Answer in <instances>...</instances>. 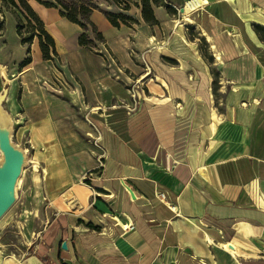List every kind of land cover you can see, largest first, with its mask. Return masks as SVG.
Masks as SVG:
<instances>
[{"label":"crops","instance_id":"1","mask_svg":"<svg viewBox=\"0 0 264 264\" xmlns=\"http://www.w3.org/2000/svg\"><path fill=\"white\" fill-rule=\"evenodd\" d=\"M26 1L56 55L23 44L0 5V97L44 173L43 202L29 252L0 264H264V0H163L153 23L140 0H74L90 7L76 10L86 29L55 0Z\"/></svg>","mask_w":264,"mask_h":264},{"label":"rangeland","instance_id":"2","mask_svg":"<svg viewBox=\"0 0 264 264\" xmlns=\"http://www.w3.org/2000/svg\"><path fill=\"white\" fill-rule=\"evenodd\" d=\"M64 1H66V3H70L71 0ZM127 1L131 0H126L124 3H127ZM178 16L179 13L177 12L176 18H178ZM185 17L188 18L189 15L184 14L183 17H180L179 19L182 20ZM184 22L185 24L191 23L187 20ZM184 22L182 25L187 26L184 24ZM187 34L190 36L195 35L196 28L187 27ZM165 44L166 43L163 42L160 46L163 47ZM91 46L98 52L101 50L96 49L97 46L92 43ZM139 60L141 61L143 68H147L146 65L148 66V63L145 58L142 59V55L139 57ZM137 79L140 92V90L143 89V82H139L141 81V78ZM137 79L135 77L131 79L129 85H131L132 82L136 81ZM55 93L60 92L55 91ZM130 98L132 99V97ZM11 139L17 145L25 149L28 157V164L24 167L23 174L19 180V183L17 184V199L15 203L0 219V255L4 256L5 254H14L20 258L29 252L27 245L31 242V240H33L31 237L32 232L29 231V228L27 227L30 225V214L34 208L32 206V202L35 199H38L41 203L43 202L41 181L42 178L44 179V173L42 175V169L39 167L37 160L33 157V147L30 144L27 134H25V136L22 138H19L14 124ZM32 215L34 218H36L38 224L41 223L42 217L39 208H35Z\"/></svg>","mask_w":264,"mask_h":264},{"label":"trees","instance_id":"3","mask_svg":"<svg viewBox=\"0 0 264 264\" xmlns=\"http://www.w3.org/2000/svg\"><path fill=\"white\" fill-rule=\"evenodd\" d=\"M55 1L61 6L62 15H64L70 21L76 22L81 27H84V29H86L85 25L78 19L76 10H79L82 13H86L90 11L89 6L82 3H78L77 5H75L74 0L70 1L71 5H68V3H65L62 0ZM113 1L121 6V8L124 10H127L129 8L128 1L124 4L120 2L122 0ZM45 4L48 6L54 5L49 2H45ZM152 4L165 5V2L163 0H140L142 18L145 22L148 23H153L155 21L152 14ZM0 5L5 6L7 9L14 12L17 19V33L20 36L21 42L23 44L29 46L32 39L36 36L38 38L40 50L44 59H49L52 58L53 55H56L53 38L45 31L42 21L39 19L37 14L33 11L26 0H0ZM107 18L114 26H119L120 23L128 24L133 22V19L131 17L122 13H108ZM1 23L2 21H0V26ZM96 38L101 40L102 36L98 33L96 34ZM78 42L80 45L90 46V42L85 30L79 36ZM27 52L28 55L23 62L24 64L30 61L29 47Z\"/></svg>","mask_w":264,"mask_h":264},{"label":"water","instance_id":"4","mask_svg":"<svg viewBox=\"0 0 264 264\" xmlns=\"http://www.w3.org/2000/svg\"><path fill=\"white\" fill-rule=\"evenodd\" d=\"M180 11H184L180 8ZM0 97V219L10 209L17 199L16 183L22 169L28 164L25 149L12 139L13 121L1 105ZM130 194L134 197L133 191ZM232 247V245H229ZM61 247L66 248L62 241Z\"/></svg>","mask_w":264,"mask_h":264},{"label":"built area","instance_id":"5","mask_svg":"<svg viewBox=\"0 0 264 264\" xmlns=\"http://www.w3.org/2000/svg\"><path fill=\"white\" fill-rule=\"evenodd\" d=\"M124 1L126 0H122L120 1L122 4L124 3ZM142 59L143 56H142ZM147 68H144V73L145 75H148L149 74V71L147 70L148 69V66L146 65ZM144 75V76H145ZM139 82H142V81H139ZM143 84V83H142ZM129 91H130V95L132 97V102L130 103V105H127L126 107V111L128 112H132L133 110L136 109L137 107V103L135 101L139 100V86H138V79L136 81H133L132 84L130 85L129 87ZM135 100V101H134ZM89 134V133H88ZM90 138H92V144L96 147H100V143H99V138L98 136H95V137H92L90 134H89ZM104 158V155H103V152L100 153V154H97L96 155V160L98 162V165L99 166H102L103 165V162H102V159ZM87 178H89V173H84L81 178H80V181L81 182H85L87 180ZM159 196H164V194L162 192H159ZM130 228H132L131 225H129Z\"/></svg>","mask_w":264,"mask_h":264},{"label":"bare ground","instance_id":"6","mask_svg":"<svg viewBox=\"0 0 264 264\" xmlns=\"http://www.w3.org/2000/svg\"><path fill=\"white\" fill-rule=\"evenodd\" d=\"M198 1V0H197ZM197 3V2H196ZM195 6V5H194ZM190 9H192V8H190V7H186V11H188V10H190ZM24 169V168H23ZM23 169H22V172H21V175H20V177L18 178V180H17V183H16V191H17V188H18V186H17V184L19 183V180H20V178H21V176H22V174H23Z\"/></svg>","mask_w":264,"mask_h":264}]
</instances>
